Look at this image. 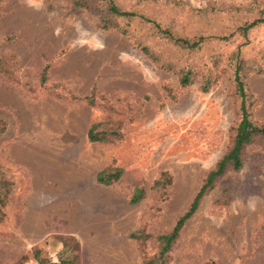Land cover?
Segmentation results:
<instances>
[{
  "label": "rangeland",
  "instance_id": "obj_1",
  "mask_svg": "<svg viewBox=\"0 0 264 264\" xmlns=\"http://www.w3.org/2000/svg\"><path fill=\"white\" fill-rule=\"evenodd\" d=\"M76 1H0V170L13 182L0 210V264H37L35 248L56 261L62 235L79 241L82 264H145L158 253V236L188 210L237 120L230 73L207 93L198 80L181 88L177 74L138 47V40L152 47L148 26L130 22V36L104 30L97 6ZM170 1L186 6L171 3L154 16L152 4L138 8L150 18H175L192 35L196 28L224 33L250 17L233 9L254 0ZM248 39L247 53L264 46V26ZM155 48L182 66L223 49L209 45L188 58ZM248 86L252 118L264 126V71ZM96 123L117 126L119 138L91 142ZM107 168L123 173L111 185L98 183ZM163 172L170 184L151 188ZM136 188L145 194L133 204ZM140 232L146 238L132 237ZM168 255L167 264H264V142L248 146L243 167L203 197Z\"/></svg>",
  "mask_w": 264,
  "mask_h": 264
},
{
  "label": "trees",
  "instance_id": "obj_2",
  "mask_svg": "<svg viewBox=\"0 0 264 264\" xmlns=\"http://www.w3.org/2000/svg\"><path fill=\"white\" fill-rule=\"evenodd\" d=\"M1 1V0H0ZM122 0H77L75 5L78 7L97 6V11L101 15V28L104 30H116L124 35L130 34V22L138 21L143 27L148 26L152 30V47L149 42H138L141 52L154 64L158 65L165 71L173 72L178 76V84L181 88L192 85L195 81L200 82V90L207 93L219 79L230 73L231 78V96L238 103L236 113L237 120L229 129L228 145L225 152L218 159L213 168L206 174L202 185L195 194L188 210L182 214L176 221L172 230L166 234L158 236V253L155 257L147 259L145 264H167L169 253L178 239L179 233L185 222L189 220L197 211L203 197L209 193L215 186L216 182L229 171H238L244 165L245 150L248 146L264 142V126L258 124L252 118V110L256 104L255 98L251 93L248 80L252 75L262 74L264 71V46L257 48L253 53H247L245 47L249 45L248 34L259 27L264 26V0H254L248 5L235 10L239 14L250 15L247 20L238 22L227 27L224 33L213 32L201 34L196 28L192 35L185 34L186 27L181 25L175 18H168L165 21L155 19L153 16L159 15V11L165 7L181 10L186 6L180 2L169 0H130L133 1L130 7L121 5ZM152 4V18L147 12L140 9V6ZM213 17H219L217 12ZM193 16L206 18L203 10L192 11ZM222 13V12H219ZM177 27L181 31H177ZM135 39V38H134ZM238 41L235 45V41ZM156 44L165 46L173 50L175 55L182 52L186 56H195L209 45H216L221 52L207 58L204 62H192L195 64L178 65L181 60L169 59L164 56L163 51L156 49ZM231 46L229 52L226 49ZM184 56V55H180ZM4 58H0V62ZM47 68L44 69L45 74ZM106 128V131H104ZM6 125L0 119V136L4 133ZM118 127L108 123H96L91 126L88 132V138L91 142H105L119 138ZM123 170L120 168H107L97 175V181L103 185H111L116 182L122 175ZM170 184V176L163 172L160 177L153 181L151 188H164ZM13 189V182L8 179L0 170V210L5 208ZM145 191L142 188H136L130 202L138 203L144 197ZM134 239L146 238L143 233H136L132 236ZM62 245L58 253L57 260L53 261L49 257L42 256L41 249L35 248L33 259L37 264H82V249L79 241L71 235H62L55 237Z\"/></svg>",
  "mask_w": 264,
  "mask_h": 264
}]
</instances>
